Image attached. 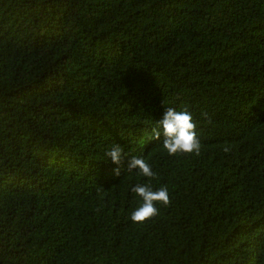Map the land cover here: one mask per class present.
<instances>
[{"label":"trees","instance_id":"1","mask_svg":"<svg viewBox=\"0 0 264 264\" xmlns=\"http://www.w3.org/2000/svg\"><path fill=\"white\" fill-rule=\"evenodd\" d=\"M0 264H264V0H0Z\"/></svg>","mask_w":264,"mask_h":264},{"label":"clouds","instance_id":"2","mask_svg":"<svg viewBox=\"0 0 264 264\" xmlns=\"http://www.w3.org/2000/svg\"><path fill=\"white\" fill-rule=\"evenodd\" d=\"M204 117L206 113L202 114ZM197 123L194 122L193 115L187 107L177 110L174 107H166L163 118L157 121V128L153 129L155 138L159 139L161 130L163 134V148L169 155L178 153L200 154L201 141L197 135ZM229 147L225 146L224 151L228 152ZM106 157L120 165L122 162L123 148L114 145L105 151ZM129 170L138 169L139 174L152 178L155 176L151 166L141 157L133 156L128 164ZM118 176L120 168L113 169ZM131 191L142 199V204L131 213V220L134 223H144L158 215L156 202H161L165 206L170 203L169 190L166 185L157 190H153L150 184H137Z\"/></svg>","mask_w":264,"mask_h":264}]
</instances>
